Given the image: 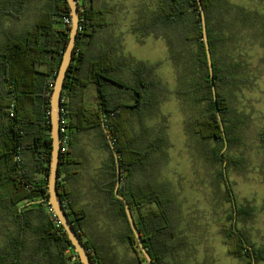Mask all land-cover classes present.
Listing matches in <instances>:
<instances>
[{
  "label": "trees",
  "instance_id": "obj_1",
  "mask_svg": "<svg viewBox=\"0 0 264 264\" xmlns=\"http://www.w3.org/2000/svg\"><path fill=\"white\" fill-rule=\"evenodd\" d=\"M33 1L0 4V221L8 229L5 243L0 246V264H82L76 260L75 248L60 220L49 211L48 202L52 155L50 100L69 42L72 25H66L64 19L71 17V11L66 0H44V8L23 32L15 33L2 25L8 16L21 20ZM201 1L223 124L213 95L198 0H153L154 7L133 32L142 40L152 36L165 41L179 74L177 95L201 108L188 122V132L203 144H215L211 150L213 161L221 165L219 176L232 203L230 225L223 229L228 252L236 258L249 259L250 264H259L264 260V250L257 248L238 226L251 215V208L235 204L228 177L231 167H239L243 162L222 152L226 145L228 151L240 143L241 121L235 118L230 90L253 81V76L241 74V63L231 47L243 30L253 43L262 38L264 46V13L235 6L228 0ZM81 2L80 30L63 92L70 137L73 132L100 133L103 148L109 154L108 171H103L102 178H109L105 190L110 209L122 223L124 242L135 250L140 264H148L131 229L125 205L115 194L117 162L108 139L111 137L121 167L119 193L130 204L154 264H170L166 258L174 250L168 241L175 228L174 199L167 186L155 181L130 187L125 179L134 175L151 178V171L157 166L153 158L169 147L163 130L147 142L144 128L137 134L133 125L135 117L143 122L148 115L156 114L161 101L172 91L155 74L157 65L128 58L126 69V62L116 56V44L96 48L97 35L109 27L107 18L112 10L102 8L103 0ZM92 88L95 94L90 102ZM260 141L264 150V131ZM69 151L61 154L60 167L69 163ZM39 173L45 175L38 177ZM97 185H101V180ZM59 194L62 201L68 202L67 212L87 249L92 251L93 262L115 264L114 258H106L108 252L102 248L105 244L91 245L85 240V227L92 222L87 206L75 203L67 185ZM101 205L106 213V204Z\"/></svg>",
  "mask_w": 264,
  "mask_h": 264
},
{
  "label": "rangeland",
  "instance_id": "obj_2",
  "mask_svg": "<svg viewBox=\"0 0 264 264\" xmlns=\"http://www.w3.org/2000/svg\"><path fill=\"white\" fill-rule=\"evenodd\" d=\"M9 1L0 0V4L5 5ZM228 1L235 6L264 13V0ZM101 5L102 8L111 9L112 15L107 18L109 27L97 35L96 48L116 44V56L126 62V69L129 68L128 58L157 65L155 74L172 91L161 101L156 114L148 115L143 122L135 117L133 125L137 134L144 128L147 142L163 130L169 147L153 158L157 166L151 171L154 172L151 178L134 175L127 182L132 187L137 183L155 181L167 186L168 193L174 199L176 210L172 211V221L175 228L173 235H168L174 250L167 255L166 260L170 264H250L249 259L230 255L224 242L223 229L230 225L228 217L232 203L229 202L224 181L219 176L221 165L213 161L211 150L215 144H203L188 132V122L199 114L201 108L177 95L179 74L170 60L165 41L152 36L142 40L139 34L133 32L154 7L153 0H103ZM44 6V0H35L21 20L8 16L2 25L15 33H21L31 27ZM231 48L235 49L234 55L241 63V74L253 76V81L230 90L235 118L241 121L238 130L240 143L228 151L224 149L222 153L241 158L243 162L239 167L232 166L228 173L235 204L251 208V215L238 226L257 248L264 250V150L260 141L264 131V46L262 38L253 43L248 39L247 31L243 30ZM94 92L89 94L90 102H93ZM89 137L86 136L88 144L91 143ZM72 150H78L76 142ZM101 150L103 148L100 147L93 150L86 156L90 161L80 167L81 191L89 199L90 206H86L88 216H92V222L85 227V240L91 245L105 244L102 248L108 252L106 258L111 256L115 264H136V258L139 257L123 241L122 223L113 211L102 212L101 203L105 202L102 197H98V190L93 188L94 180L99 181L106 169L103 166L105 161L100 159L101 156L104 159ZM147 163H150L149 159ZM147 170H150V166ZM7 230L4 222L0 221V246L5 243ZM259 264H264V260Z\"/></svg>",
  "mask_w": 264,
  "mask_h": 264
},
{
  "label": "water",
  "instance_id": "obj_3",
  "mask_svg": "<svg viewBox=\"0 0 264 264\" xmlns=\"http://www.w3.org/2000/svg\"><path fill=\"white\" fill-rule=\"evenodd\" d=\"M66 1L71 11L72 28L70 31L69 42L65 49L63 57H62V61H61V64L58 70V74L55 80V85L53 87V92H52L51 100H50V107H51V111H50L51 132L50 134L52 138V155H51L50 170H49V176H48V189H49L48 202L51 205L55 215L60 220L66 234L68 235L72 245L75 248V251L77 254L76 260H78L82 264H94L93 258L89 254L88 249L83 239L80 237V235L76 231L66 208L63 206V202H62V199L60 198L59 188H58L60 163H61V157H62L60 148H61V116H62V108H63V92H64L65 82H66L67 75H68V70L74 60V50L77 45L78 33H79V27H80V19H81L77 0H66ZM198 4L200 7V11H201L203 36H204V42L206 46V53H207L208 64H209V69H210L213 95L215 98L219 120L221 124H223L221 115L219 113V107L217 104V90L215 86L212 55H211L210 45L208 41L205 10H204L201 0H198ZM222 128L224 129L223 125H222ZM108 139L111 143L113 152L116 156V162H117V184H116L115 194L117 198H119L125 205L127 218L129 220L131 229L136 237L137 244L139 246L140 251L146 258L148 264H154L152 256L150 255V253L144 246V241L138 230L136 222L134 220V216L132 214L130 204L127 201V199L124 196L120 195L119 193V189H120L121 181H122L120 161L116 153V149L112 143L111 137L108 136ZM226 148H227V145H226ZM253 264H255V262H253Z\"/></svg>",
  "mask_w": 264,
  "mask_h": 264
},
{
  "label": "crops",
  "instance_id": "obj_4",
  "mask_svg": "<svg viewBox=\"0 0 264 264\" xmlns=\"http://www.w3.org/2000/svg\"><path fill=\"white\" fill-rule=\"evenodd\" d=\"M93 90H95V89L92 88L91 92ZM87 135L90 136L89 137V139L91 140L90 144H88L86 142V136ZM74 141L77 143V149L78 150H72L73 145L75 143ZM71 143L72 144L69 148V150H70L69 151L70 154H69V158H68L69 163L68 162L64 163L60 167L61 169H60V173H59V184H58V186H59V190H62L64 185H67L68 191L72 194L73 198L75 199V203L79 206H84V205L89 204L90 202H88L89 201L88 197H85L84 193H82V191H81V179H80L81 178L80 177L81 168L80 167L85 166L87 164V162L90 161V160L88 161V159H86V156L91 154L93 150H96L98 147H100L101 149L103 148V138L101 137L99 132L93 131V130L86 131V132H73ZM75 147L76 146H74V148ZM91 148H92V150H91ZM101 151L104 154V159L102 156L100 159L105 161V163H103V166L106 168V171H108L107 163H108V159H109V154L104 150V148ZM103 154H101V155H103ZM67 174H69V177ZM44 175L45 174H43V173H39L38 177H43ZM102 176H103V173L100 175L101 185H97L96 180H94L93 188H96L100 194V195H98V194H96V195H98L99 198L102 197V200H104V202L106 204V210L110 211V212H112V211L114 212V210L110 209V204H109L110 202L107 199L108 194L105 190L107 187L109 178L108 177L102 178ZM92 181H93V178H92ZM125 181H126L125 183L127 185H129L127 183L129 180L125 179ZM121 185H122V181H121ZM89 206H90V204H89ZM102 212H104L103 208H102ZM128 246L130 247V245H128ZM114 253H117V252H114ZM135 262H136V264H140L138 258H136Z\"/></svg>",
  "mask_w": 264,
  "mask_h": 264
},
{
  "label": "built area",
  "instance_id": "obj_5",
  "mask_svg": "<svg viewBox=\"0 0 264 264\" xmlns=\"http://www.w3.org/2000/svg\"><path fill=\"white\" fill-rule=\"evenodd\" d=\"M77 3H78L79 10H80V5L82 4L81 0H77ZM64 21H65L66 25H72V18L71 17H66L64 19ZM80 21H81V19H80ZM79 30H80V27H79ZM52 87H54V86L52 85ZM63 102H64V100H63ZM70 142H71V137H70V132H69V128H68V117H67V114H66L64 108H62V116H61V148H60L61 154H66L67 153V151L69 149ZM62 202H63V206L67 210L68 202L67 201H62ZM49 211L54 212L52 207L49 208ZM59 223L61 224L60 221H59ZM88 252L91 255L92 251L88 250Z\"/></svg>",
  "mask_w": 264,
  "mask_h": 264
}]
</instances>
